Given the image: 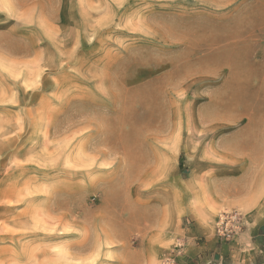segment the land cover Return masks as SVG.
Returning <instances> with one entry per match:
<instances>
[{
	"label": "rangeland",
	"instance_id": "obj_1",
	"mask_svg": "<svg viewBox=\"0 0 264 264\" xmlns=\"http://www.w3.org/2000/svg\"><path fill=\"white\" fill-rule=\"evenodd\" d=\"M262 153L264 0H0V264H175Z\"/></svg>",
	"mask_w": 264,
	"mask_h": 264
},
{
	"label": "crops",
	"instance_id": "obj_2",
	"mask_svg": "<svg viewBox=\"0 0 264 264\" xmlns=\"http://www.w3.org/2000/svg\"><path fill=\"white\" fill-rule=\"evenodd\" d=\"M259 157L261 162L227 172L218 183L226 205L246 210L241 231L224 241L216 225H182L175 264H264V153Z\"/></svg>",
	"mask_w": 264,
	"mask_h": 264
},
{
	"label": "built area",
	"instance_id": "obj_3",
	"mask_svg": "<svg viewBox=\"0 0 264 264\" xmlns=\"http://www.w3.org/2000/svg\"><path fill=\"white\" fill-rule=\"evenodd\" d=\"M243 226L242 215L238 211L226 212L222 214L217 225V234L222 240L229 241L241 231ZM180 247L181 244H177V246L171 251V256L178 254ZM167 261L169 262L170 259L168 258Z\"/></svg>",
	"mask_w": 264,
	"mask_h": 264
}]
</instances>
